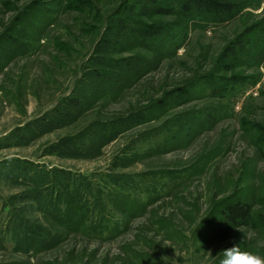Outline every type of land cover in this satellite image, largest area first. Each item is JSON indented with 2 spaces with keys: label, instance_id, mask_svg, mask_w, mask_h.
I'll return each mask as SVG.
<instances>
[{
  "label": "rangeland",
  "instance_id": "rangeland-1",
  "mask_svg": "<svg viewBox=\"0 0 264 264\" xmlns=\"http://www.w3.org/2000/svg\"><path fill=\"white\" fill-rule=\"evenodd\" d=\"M157 1L0 0V264L264 257V0Z\"/></svg>",
  "mask_w": 264,
  "mask_h": 264
},
{
  "label": "trees",
  "instance_id": "trees-1",
  "mask_svg": "<svg viewBox=\"0 0 264 264\" xmlns=\"http://www.w3.org/2000/svg\"><path fill=\"white\" fill-rule=\"evenodd\" d=\"M174 1L176 2V0ZM212 3L213 2L211 0H200V3L196 0H181L180 7L185 8L187 12L190 14L198 13V15L202 17L201 20L203 21L204 19L209 18L210 20L219 22L216 19L214 20V17L212 16L214 15L213 14L214 11H217L216 10L217 7L212 6L213 5ZM166 4H167V0H161L160 2L158 0L156 2V5H158V8L161 9V11H165V8H167ZM174 5L177 7L179 5V1L177 0L176 4H173L172 6L174 7ZM143 8H147V7L143 6ZM208 14H210V16H208ZM133 24L134 23H132L131 25L133 26ZM135 24H139V23L136 22ZM136 27H138L141 34H145L146 36L153 35L154 32L159 31V27L157 29H153L156 28V26L153 25L144 24V27H140V26H136ZM249 211H250L249 205L239 200L230 203L226 206V216L232 223H237V221L239 220L245 221V219H247V217L249 216Z\"/></svg>",
  "mask_w": 264,
  "mask_h": 264
},
{
  "label": "clouds",
  "instance_id": "clouds-1",
  "mask_svg": "<svg viewBox=\"0 0 264 264\" xmlns=\"http://www.w3.org/2000/svg\"><path fill=\"white\" fill-rule=\"evenodd\" d=\"M219 264H264V257L242 250L238 243H233L222 249Z\"/></svg>",
  "mask_w": 264,
  "mask_h": 264
}]
</instances>
